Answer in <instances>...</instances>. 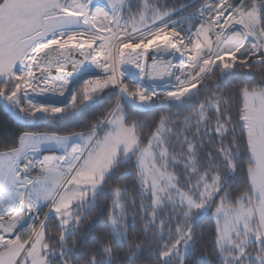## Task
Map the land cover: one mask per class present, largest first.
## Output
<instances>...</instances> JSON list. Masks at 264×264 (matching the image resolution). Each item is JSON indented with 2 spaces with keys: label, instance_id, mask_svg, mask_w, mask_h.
<instances>
[{
  "label": "snow or ice",
  "instance_id": "1",
  "mask_svg": "<svg viewBox=\"0 0 264 264\" xmlns=\"http://www.w3.org/2000/svg\"><path fill=\"white\" fill-rule=\"evenodd\" d=\"M175 14L152 0H0V110L44 127L0 149V264H264V0ZM172 108L192 111L181 123ZM134 157L139 204L121 183Z\"/></svg>",
  "mask_w": 264,
  "mask_h": 264
},
{
  "label": "trees",
  "instance_id": "2",
  "mask_svg": "<svg viewBox=\"0 0 264 264\" xmlns=\"http://www.w3.org/2000/svg\"><path fill=\"white\" fill-rule=\"evenodd\" d=\"M135 2V0H134ZM139 2H143V0H139ZM154 3L153 6H156L164 11H175L177 12L175 14L176 17H181L185 15H189L190 9L193 7L200 6L201 4H204L207 2V0H152ZM190 2V3H189ZM191 4V5H190ZM189 5V6H188ZM135 10V9H134ZM190 17V16H189ZM188 17L181 18L179 21H186ZM196 20H191L190 22H184L180 26H183L184 28H188V24H194ZM237 71H244V69H237ZM219 83V81H216ZM215 91V89H205L203 95L201 96V101L204 99V96H207L210 92ZM221 91H227V84H222L221 85ZM116 97H112L111 100H105L104 104L101 108L95 109L96 112L100 111H106L109 104L113 103L115 101ZM157 103H163V101H157ZM243 105V99H237L235 95H233V101H232V107L233 111H235L236 106ZM167 109H161L160 112H154V113H147L142 116H139L138 118L141 119L142 121H147L148 124L152 123L153 118H158V115L161 114V112H166ZM192 110L191 109H184V110H179L176 108H172L171 112H168L169 115H172L173 120L180 121L181 123L184 120V117L188 116ZM67 129H73V130H86L84 126V122H79L75 123L72 125L67 126ZM67 129H57L58 131H61L63 134L64 131ZM23 130H32V131H39V130H44L43 125H41L39 128H31V129H21L18 124L10 118L3 110H0V149H2L5 144H8L11 146L12 142L15 140V137L19 134L20 131ZM147 131V128L145 129ZM135 157L133 158V164L129 165V170L132 171L133 175L131 177L126 178L125 180L121 181V183H126L129 186V204H131L132 199L134 198L139 204L140 202V196L136 195L140 185L138 180L135 183V186H133V181L136 179V173H135ZM175 171L177 174L181 173L182 168L177 167L175 168ZM242 189V176L237 175L236 179L231 183V192L232 195H239V192ZM103 204V200H101V205ZM108 206L109 209L111 208V201H108ZM100 209H96L93 213L90 214V219L88 223H92L96 217L99 215ZM134 215L133 209L131 207L128 208V222L131 224L132 223V217ZM107 216V212L104 213V216L100 218L101 223H105V217ZM144 221L141 219L140 215L136 216V221H135V228L130 230V236L131 239H144V235L141 232V227L143 225ZM87 224L83 226V228H87ZM214 227V220L209 218L206 219L203 224L201 225V228L198 229V231L203 230L205 234L209 233Z\"/></svg>",
  "mask_w": 264,
  "mask_h": 264
},
{
  "label": "rangeland",
  "instance_id": "3",
  "mask_svg": "<svg viewBox=\"0 0 264 264\" xmlns=\"http://www.w3.org/2000/svg\"><path fill=\"white\" fill-rule=\"evenodd\" d=\"M101 2H102V0H101ZM190 3V2H189ZM207 3V2H206ZM152 4H154L153 2H152ZM205 4V3H204ZM204 4H201L200 6H197V7H193V8H191L190 9V12H189V15H183V16H181V17H176L175 15H173L172 17H171V20L172 21H179L181 18H184V17H189V16H192L194 13H198V11H199V9L204 5ZM191 5V4H190ZM189 6V5H188ZM169 12H171V11H169ZM175 13H177V12H175ZM195 20V19H194ZM194 24H196V22L194 23ZM193 23L192 24H188V27L190 26V25H194ZM183 27V26H182ZM185 29H187V27H185ZM149 51H151V49H149ZM178 55V54H177ZM149 63H150V61H149ZM46 150H51V151H53L52 153H51V155H54V156H59V155H62L63 153L61 152V150H59V149H55V148H45ZM40 155H42V156H48V155H50V154H39V156ZM50 155V156H51ZM42 159V158H41ZM173 169H172V166L170 165L169 166V171H172ZM43 177L40 175L39 177H37L36 179H42ZM44 211H47V209H44Z\"/></svg>",
  "mask_w": 264,
  "mask_h": 264
},
{
  "label": "bare ground",
  "instance_id": "4",
  "mask_svg": "<svg viewBox=\"0 0 264 264\" xmlns=\"http://www.w3.org/2000/svg\"><path fill=\"white\" fill-rule=\"evenodd\" d=\"M176 62H177V61L173 60V63H176ZM52 71H53V74H55V69H52ZM40 158H43V157H40ZM31 175H32V178H33V179H36L37 177H39V176L41 175V170H40L39 165L36 166V170L33 171V172L31 173Z\"/></svg>",
  "mask_w": 264,
  "mask_h": 264
},
{
  "label": "crops",
  "instance_id": "5",
  "mask_svg": "<svg viewBox=\"0 0 264 264\" xmlns=\"http://www.w3.org/2000/svg\"><path fill=\"white\" fill-rule=\"evenodd\" d=\"M52 152H53V151H51V150H46V149H44L40 154H50V155H51ZM50 155H48V156H50ZM51 156H54V155H51ZM40 157H43V156L40 155Z\"/></svg>",
  "mask_w": 264,
  "mask_h": 264
}]
</instances>
